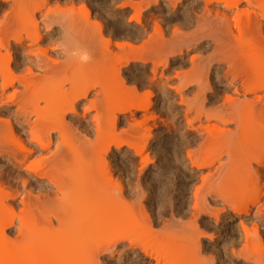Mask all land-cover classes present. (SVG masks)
<instances>
[{"label": "bare ground", "instance_id": "6f19581e", "mask_svg": "<svg viewBox=\"0 0 264 264\" xmlns=\"http://www.w3.org/2000/svg\"><path fill=\"white\" fill-rule=\"evenodd\" d=\"M163 1L166 4L168 3V6L175 11L186 0ZM49 2L51 1L0 0V106H3V108L14 106L12 113L9 109V114L13 117V121L0 120V158H5L8 165L13 166L12 168L14 169L23 167L17 174L20 178L19 185L21 186L19 191L16 189L17 191L6 192L1 188L2 186L0 187V264H101L99 256H112L115 253V248L125 237H128L127 234L123 235L121 231L124 229L123 232H125L129 223L130 228L132 227L131 225L136 226L138 224L139 226L144 222V224L142 223L144 225L143 229L149 235H158L157 232H161L159 229L162 224L158 225L159 229L157 230L156 228L157 232H154L152 222L149 219L141 215L138 217L133 215L134 213L129 212L131 209L130 203L135 205L134 198H138L134 197L136 191H133L134 194L131 196L133 198L131 199L132 202H129V197L125 194L128 191L124 192L122 190V188H125L118 184L119 181L117 183V180L113 181L115 180L113 179L114 173L111 174L108 169L109 167L112 169V167H108L110 163L105 158L110 153L112 155L118 153L123 147H127V150L128 148L131 149L135 156L137 154L141 156L140 152L145 145H135V141L125 140L121 135L118 137L119 135L117 136L115 131L108 135L110 130H104L103 127L106 125L100 126V123L108 121L106 124L109 123L108 125L114 130L115 128L117 129L115 126L123 118L128 123L130 122L129 125L127 124L128 128L130 126L134 131L138 126L141 127V124H147L148 120H155L153 111L149 112L151 108L150 99L153 96L152 90H146V94H143V96L142 93H138L137 89L139 88L136 89L134 87L136 84L134 86L132 84H130L131 86L127 85L129 83L128 80H130L129 77L127 78V70H129V64L132 62L139 63L141 65L140 70L149 62L151 63L149 67L151 75L148 74L150 77L148 75L145 76V73V75L142 74L147 77L145 79H149L147 84V86H150H148L149 88L157 86L164 96L169 92L168 90L177 94L178 99L176 100L178 102H176L181 109L177 108L179 111H177L176 115L184 119L186 129L193 131L191 135L185 133L184 138L190 141L200 140L196 145L191 144V146L195 145L193 150H187V162L190 165V169L193 167L197 171H201L202 168H207L208 170L205 176L200 177V185L195 188L192 194L193 202H190L192 204L190 207L191 215L189 214L191 216L189 220L191 221L187 219L185 222L181 221L182 219H178L176 222L175 219L174 223L179 226L177 228L179 232L175 230L176 224V226L171 227L175 228L174 230L179 233L178 237V233L176 234V232L174 233L171 230L168 231L169 235L168 232L166 234L165 232L162 233L163 236L164 234L165 236L167 235L166 238L170 237L171 234L173 238H178L173 240L176 243L175 245L170 242L171 238L169 240L164 239L167 240V246L172 243L176 247L175 250L170 248L167 251L170 252L167 256L169 255V258L173 257V259L177 256L178 259H187L192 264H198L197 258H202L206 250H208L202 240L208 239L212 241L215 238V234H219L221 238H224L223 229L218 232V229L216 230L215 228L218 232L215 234H208L199 229L202 227L198 226L199 219L205 221L202 218L203 216L212 215L215 223H228L233 227V221H237V229L233 230V227V231L230 232L233 233L231 235V238H233H226V242L224 241L225 243L219 247L218 253H221L220 255L228 259L231 255L233 258L242 260L243 264H264V237L259 235L257 231V228H260L258 225L264 227V223H262L264 220V0L190 1L188 6L187 4L186 7L184 6L185 8L181 15L175 18L180 21L179 27L175 28V25V29H171V37L169 36L168 39L163 37L161 28L158 26L157 20L154 21V18L152 20V24H154L152 27L154 30L152 31L154 33L152 32V35H150L151 33L149 34L146 31L148 37L146 36L147 39L143 37L144 41L142 40V42L140 40L143 39L142 36H145V34H140L137 26H140L141 29L145 21L143 18L147 17L145 16L146 13L143 14V12L152 6L158 5L160 0H108L106 1L109 2L108 6L112 4V7L120 2L115 9L110 6L112 10L111 14L109 13L120 21L127 15V8L132 11L127 20H124V22L127 21L126 24L122 23L123 25H120V23L118 28L121 33L124 31L131 41L137 42L140 39L137 44L141 45L136 46L137 44L135 45L133 42V44H130L131 42L123 41L124 39L128 40L127 38H123L122 43L115 41V48L121 52L120 57L123 60L119 61L114 70L110 66H106L108 65V60L110 61L114 57L117 58L113 53L114 51L108 49L109 46H106L111 43V39L108 40V37L105 36V34L109 36L110 31L106 30L107 33L105 32L104 34V26L98 23L95 37L94 33L88 32L89 19H91L90 7H86V4L82 3L83 5H80L79 9L74 7V4H71L70 8L68 6L66 8L63 4L65 6L64 9H60V6L49 7ZM105 5L107 4L105 3ZM108 6L106 7L107 9ZM99 12L101 13V11ZM130 22H133V25H131L133 29L128 27ZM39 24L43 27L44 37L52 33L55 27L58 26L60 28L64 42L62 45L55 42V47L51 45L50 48L51 50L52 47L53 50L61 49L58 51V53L61 52L63 54L61 61L56 60V58L53 60V58L49 57L46 47L44 49V47L37 45L43 39ZM191 27L193 30L189 29ZM118 28H116L117 31H119ZM130 29L133 33H129ZM180 29H189L191 31L187 30L189 32L183 33ZM111 31L113 32L114 30L112 29ZM117 31L114 32L117 33ZM103 34L106 37L104 45L102 44L103 39H105L102 36ZM125 34H123V37H127ZM52 36L50 34L49 39L50 37L52 39ZM97 36L102 39L100 42L96 40ZM120 36L114 37L122 39V34ZM49 39L48 44H51V41L53 44V40ZM89 43H91V46L96 45L93 47V49H96L93 50L94 53H91ZM97 43L105 46H100V50L102 49L100 56L103 55L100 60H104L105 63V58L110 57L107 58L108 60H106L105 64L101 61L104 64L103 68L107 67V69H103L105 71L99 70L101 74L99 71L97 72L101 75L98 74L101 78L97 79L95 69V72H87L85 69L76 71L74 68H72L75 70L74 72H69L72 70L71 68L67 70L69 69V67L67 68L68 63L73 59L84 61L85 59L90 60L95 55L96 57L99 56L97 55L99 54V49L97 48L99 44ZM192 46L194 50H200L201 56H191L189 61L187 60L189 68L184 70L183 68L186 65V60L183 59L184 54ZM13 51L16 53L15 58H12ZM157 54H162L163 60L161 59L162 57H156ZM88 56L89 58H87ZM154 56L161 60L154 58ZM100 60H98L99 63ZM62 63L64 64L63 66H66L64 68L67 69L63 68ZM173 64L177 65L175 68L177 71L173 72L172 77L170 75L164 77L160 72V76L158 74V77H156V72L160 71L159 67L161 69L169 67L170 69ZM96 66L101 67L102 65ZM96 69L98 68L96 67ZM173 69L171 70L173 71ZM61 70L68 71V75L66 73V76L62 78L64 72ZM107 70L112 72H106ZM59 71L62 72L61 75L59 74L60 76H58ZM102 72L106 74L102 76ZM93 73H95L96 78L92 76ZM172 81H175V86ZM9 89H11L10 93L8 92ZM188 90L189 93L187 94L186 91ZM142 92L144 91L142 90ZM82 100L85 102H83L82 106V103L80 104L81 107H79L80 110L78 111L75 106ZM140 110L145 111L142 122H139V119L136 120L133 116L135 112ZM146 112L149 113L147 114ZM2 114L4 113L1 112L0 115ZM88 114H91V116ZM9 116H7L8 119L10 118ZM68 116L69 118H67ZM132 116L138 123L134 121ZM75 117L78 118L76 119L77 121H72ZM85 117L86 120L88 118V120H91L90 123H93L97 134L102 135L104 133L103 135H105L101 136V138H98V135L95 138V132L92 135L93 137H91L92 139L90 138V140H93L92 143L99 144L97 146L100 147V149L97 147L100 150H98L100 156L96 161L93 159L95 158L93 150H89L92 145L87 135L91 133L89 131L91 129L83 126ZM154 125L155 123L151 126L154 127ZM151 126L147 127L146 125L144 132L148 134L150 128H152ZM132 129H130L131 132ZM120 130L122 131L123 129ZM113 133L118 138L115 135L112 136ZM53 134H56V136L54 135L55 139L52 137ZM139 135L137 138L141 137V139L139 138L140 141L143 140L140 132ZM149 135L150 133L145 138L148 139ZM190 136L192 137L190 138ZM97 139L100 140V143H97ZM180 139L183 141L182 138ZM111 141H114V143L118 141L117 144L112 145L113 150L110 149ZM141 143L146 144L142 141ZM52 146L53 148H51ZM87 152L89 153L88 155H91L87 156ZM34 154H37V157L29 160L28 158ZM223 158L225 159L222 160ZM145 161H143V164ZM101 169L104 176L99 181L100 176L97 171L101 172ZM14 171L16 172V169ZM18 176H15L17 180ZM34 180L45 182V186L37 190V196L32 197V190H28L30 187L26 188ZM89 181L91 183L88 184V188L82 190V185H87L85 183ZM180 183L182 184V181ZM124 186L128 187V185ZM85 187L83 186V188ZM135 187L134 185V190ZM131 188L133 189V187ZM183 191L180 190L179 192L184 194ZM20 195H23L19 200L20 205L22 204L27 209L20 210L19 212L23 213L16 215L17 213L13 212L14 210L8 202L18 198ZM143 195L139 192L140 197ZM143 198L141 197V199ZM138 199L135 203L140 202L141 199L139 201ZM210 202H219L221 204L219 207L214 208L215 206L212 207ZM142 203L138 204L140 205L139 209L142 208ZM138 205L136 204V206ZM79 208L80 210L84 208L82 214H79ZM77 209L78 211H76ZM142 210L144 212V208ZM142 210L140 209L139 211L142 212ZM251 211H253V215L249 218ZM128 213L130 216L137 217L131 216L134 220L136 219L135 221L142 217V221L139 220L141 223L139 221L136 224H134L135 222H129ZM180 222L185 223L180 224ZM35 224L46 226L48 230H43L44 232L42 233L38 231L39 233H37ZM167 224L168 221L165 225ZM11 227H14V229L16 227L18 231H16L14 237H17H13L14 239H9L8 237L10 236L5 234ZM171 227L167 225L166 228L169 230ZM214 227L213 225L212 231H214ZM138 229L139 227L136 228V230ZM186 232L187 234L184 235ZM132 234L136 233L133 232ZM140 234H143V231L141 233L140 230ZM64 235L66 237L69 236L67 237L68 239ZM136 235V238L140 237L142 239L140 249L136 242L141 240L137 239V241L135 239L136 242L134 244L132 239L133 242L131 240V243L132 235L129 236L131 238L128 237L129 242L127 240L126 242L131 244L132 248L134 245L137 246L136 249L141 253L150 254L151 250L148 246L146 247L148 245L146 244L147 242L143 241L147 240L148 237L145 235V237H141L139 233L138 236ZM157 235L155 238L157 237L158 241L162 240L161 242H163V236L160 238L161 234ZM57 236L67 240L64 239L65 242H62L63 239L61 238V241L60 237ZM155 238L152 239L154 240ZM238 240H242L240 245ZM143 242L146 244L144 249H149V251L142 249ZM18 243L21 245L16 246ZM164 243L165 241L161 244L164 245ZM213 247L211 250L216 248V246L215 248ZM166 248L164 247L165 251ZM47 250L53 252H48ZM159 250L161 251L162 249ZM218 250L216 249V251ZM171 252L175 256L170 255L172 254ZM211 252L208 254H212ZM216 254L215 256H217ZM212 255L210 256L212 257ZM46 256L50 260L49 262L46 261L48 260L47 258L44 259ZM160 257L163 259L164 256ZM160 257L157 256L159 260L155 257L157 260L154 259V264L156 261L157 264H165L166 262L169 264L170 262L166 260L170 261L172 259L164 258L166 260H162ZM214 257L211 258V263L208 264H216L218 257H215L216 259ZM200 260L202 262L199 264L205 263L203 258ZM228 261H231V258Z\"/></svg>", "mask_w": 264, "mask_h": 264}, {"label": "rangeland", "instance_id": "374dc122", "mask_svg": "<svg viewBox=\"0 0 264 264\" xmlns=\"http://www.w3.org/2000/svg\"><path fill=\"white\" fill-rule=\"evenodd\" d=\"M49 1H51V2H49V7L51 6V7H53V6H55V7H59L60 9H64V7L66 6V8H67V6L69 7L71 4H74L73 6L74 7H77L78 9L84 4H86L85 6L87 7V6H89L90 7V13H91V16H90V18L91 19H89V28H88V32H90V33H94V37H95V31H96V27H97V24L99 23V24H102L103 26H104V29H105V31L103 32L104 34H105V32L107 33V31L106 30H109L110 31V34H109V36L107 35V34H105V36L106 37H108L107 39L109 40V39H111L110 40V42L111 43H108L109 45H106L107 47H108V49H111L112 51H114L113 53L116 55V57L117 58H113L112 60H108L107 58L109 57H106L105 59L106 60H108V62L105 60V63L107 62L108 63V65H106V66H110L111 67V69L112 70H114L116 67H117V65H118V63H119V61H121V60H123L122 59V57H120V55H121V52L117 49V48H115L116 46H115V44H114V42L116 41H118L119 43H122L123 41H125V42H131L130 44H137V42H139V40L136 42V41H131L130 39H128V35L127 34H125V32L123 31L122 33L120 32V30H119V28H118V26H119V24L120 25H123L122 23H124V24H126V22H124V20L126 19L127 20V17L128 16H130L131 15V13L130 12H132V11H130V9L129 8H127L126 10H127V15H125L124 16V18H123V20L122 21H120L118 18H114L113 16H111L110 14H111V5L112 4H110V6H108L109 4V2H106V1H108V0H67V1H69V2H67L66 0H49ZM84 1V2H83ZM88 1H89V3H88ZM187 1V2H186ZM186 1H184V3L180 6V7H178L175 11H173L169 6H168V3L166 4V2L165 1H163V0H160V2H159V6L158 5H156V6H152L150 9H148L147 11H145V12H143V14H145V16H147V17H144V15H143V20H145V21H148V22H143V25L141 26V29L142 30H144V31H142L141 29H140V26L138 27L137 26V29L140 31V34H145V36L143 35L142 36V38L143 37H145V39H147L146 38V36L148 37V34H147V32H149V34L150 35H152V32L154 33V31H152V30H154V28L152 29V27H153V25L154 24H152L153 22H152V20L154 19V21H156L157 22V24H158V26H160V30L162 31V33H163V37H165V38H167L168 39V37L170 36L171 37V32H172V30L171 29H175V28H177V27H179V22L180 21H177V19H175L177 16H179V15H181V13L183 12V9L186 7V4H187V6L190 4V1L191 2H194L193 0H186ZM189 1V2H188ZM64 2V3H63ZM66 2V3H65ZM73 2V3H72ZM107 4V5H105V3ZM83 3V4H82ZM103 3H104V6H103ZM120 3V2H119ZM119 3L117 4V5H119ZM162 5H161V4ZM189 3V4H188ZM65 6H64V5ZM81 5V6H80ZM117 5H115V6H113L112 8H116V6ZM72 6V5H71ZM101 6V7H100ZM108 6V9L106 8ZM185 6V7H184ZM48 7V8H49ZM88 7V8H89ZM103 7V8H102ZM105 7V8H104ZM70 8V7H69ZM102 8V9H101ZM52 9H54V8H52ZM100 9V10H99ZM107 9V10H106ZM99 11H101V13L99 12ZM104 11V12H103ZM103 13V14H102ZM107 13V14H106ZM110 13V14H109ZM113 14V13H112ZM80 15H81V13H80ZM103 17H101V16ZM110 15V16H109ZM149 15V16H148ZM153 15V16H152ZM111 17V18H110ZM153 17V18H152ZM102 18V19H101ZM166 18V19H165ZM171 18V19H170ZM104 19V20H103ZM147 19V20H146ZM159 19V20H158ZM163 19H165V20H163ZM169 21H168V20ZM173 19H174V21H173ZM120 22H119V21ZM172 20V21H171ZM104 21V22H103ZM166 22H168V23H166ZM114 23H116V24H114ZM105 24H106V26H105ZM173 24V25H172ZM40 26V29H41V35H42V37H43V39L41 40V43H39L38 42V44L37 45H39V46H42V47H44V49H46L47 48V53L49 54V57L50 58H53V60L56 58V60L58 59V61L60 60V59H63L62 58V56H63V54L61 53V52H59L58 53V51H60L59 49H57V50H53V47H55L54 46V44L56 45V43H60L61 45H62V43L64 42V39H63V34H62V32L60 31V28L57 26V27H55L54 28V30H53V32L52 33H50L51 34V36H52V34H54L53 36H52V39H51V37H50V39H49V36H50V34L49 35H47V36H45L44 37V30H43V27H42V25L41 24H39ZM130 26H128L129 28H131V29H133V26H131V25H133V22H130V24H129ZM145 25V26H144ZM147 25V26H146ZM176 25V27L174 28V26ZM117 26V27H116ZM118 28V30L119 31H117L116 30V28ZM192 27H194V26H192ZM189 28V29H191V30H193V28ZM111 28V29H110ZM145 28H147V29H145ZM114 30V31H117V33H115L114 31L112 32L111 30ZM131 29H130V31H129V33L130 32H132L131 31ZM189 29H187V30H189ZM180 30H182V32L183 33H186V32H189V31H191V30H189V31H187L186 29H180ZM56 31V32H55ZM147 31V32H146ZM58 32V33H57ZM112 32V33H111ZM120 32V33H119ZM109 33V32H108ZM115 33V34H114ZM126 33H127V31H126ZM133 33V32H132ZM61 34H62V36H61ZM104 34L102 35L103 36V38H105V39H103V45L105 44V41H106V37L104 36ZM112 34H114V35H112ZM117 34V35H116ZM118 34H122V39H119V37H114V36H120V35H118ZM123 34H125V36H127V37H123L124 35ZM58 35V36H57ZM112 35V36H111ZM153 36H154V34H153ZM155 36H156V34H155ZM48 37V38H47ZM121 37V36H120ZM54 38V39H53ZM55 38H57V39H55ZM93 38V37H92ZM97 39L96 40H99V42H100V40H102V39H99L98 38V36L96 37ZM123 38H127L128 40H126V39H124L123 40ZM48 39L49 40H53V44H52V41H51V44L49 43L48 44ZM95 39V38H94ZM94 39H92V40H94ZM116 39H118V40H116ZM55 40H57V41H55ZM91 40V41H92ZM123 40V41H122ZM142 40L144 41V38L143 39H141L140 41L142 42ZM209 40V39H208ZM121 41V42H120ZM56 42V43H55ZM94 43H95V41H93ZM133 42V43H132ZM140 42V43H141ZM92 43V42H91ZM91 43H89V47H91V53H94L93 52V50H96L95 48L93 49V47H95L94 45H92L91 46ZM93 43V44H94ZM97 44H99V43H97ZM143 44V43H142ZM51 45H53V47H52V50H51ZM103 45H100L99 44V47H97L98 49H99V54H97V55H99V56H97L96 57V55L94 56V57H91V59L89 60H79V61H76V60H72V61H70L68 64L69 65H67V68L69 67V69H67V68H64V67H66V66H63L64 64L62 63L61 65L63 66V68L64 69H67V70H70V68L72 69V68H74V69H76V71L79 69H81V70H83V69H85V70H87V72H95V70H96V72L95 73H97L99 70L100 71H105V70H103V69H107V67L105 66V68H103V65L105 64L104 63V60L102 61V60H100L101 59V57H103V55H101L100 56V54L102 53H100V51H102V49L100 50V46H102V47H105V46H103ZM114 45V46H113ZM86 46V45H85ZM136 46H141L140 44H137ZM135 46V47H136ZM204 46H207V45H204ZM46 47V48H45ZM101 47V48H102ZM113 48V49H112ZM116 51H115V50ZM53 51V52H52ZM54 51H56V52H54ZM98 51V50H97ZM116 52V53H115ZM15 52L13 51L12 52V58H15L16 57V53L14 54ZM57 54V55H56ZM62 54V55H61ZM95 54H96V52H95ZM114 55V56H115ZM159 55V56H158ZM185 56H184V60H186V65H185V68H183L184 70H186V69H188L189 67V63H188V61H189V58L191 57V56H195V55H197V56H201V52H200V50H194L193 49V46L192 47H189L186 51H185V54H184ZM59 56H60V58H59ZM92 56V55H91ZM156 56V55H155ZM154 56V58H156V57H162V54H157V56L155 57ZM96 57V58H95ZM87 58H89V56L87 57ZM94 58V59H93ZM99 58V59H98ZM110 58V57H109ZM112 58V57H111ZM103 59V58H102ZM118 59V60H117ZM156 59H158V60H163V57L160 59V58H156ZM95 60V61H94ZM98 60H100V63L98 62ZM114 60H115V62H116V64H115V62H114ZM188 60V61H187ZM61 61V60H60ZM89 61V62H88ZM104 63V64H102V62ZM112 61V62H111ZM78 62V63H77ZM84 62V63H83ZM113 62H114V65H115V67H114V65H113ZM61 63V62H60ZM80 63V64H79ZM96 63H99V64H96ZM72 64H75V65H73L72 66ZM110 64V65H109ZM112 64V65H111ZM132 64V65H131ZM79 65V66H78ZM96 65H102L101 67L100 66H96ZM130 66H131V68H130V66H129V70H127V72H128V75H127V78L129 77L130 78V80H128L129 81V83L127 84V85H129V86H131L130 84H132V86H134V84H136L134 87L137 89V88H139V89H137V91H138V93L139 94H141L142 93V95L144 94H146L145 92H146V90L147 91H150V90H152L151 92H153V96L151 97V99H150V101H151V108L149 109V112L150 111H153V115H154V118H155V120H153V121H150V120H148L146 123L147 124H141V127H139L138 126V128H136V130H134L133 131V129L132 128H130V126H129V128H128V125H129V123H128V121H126V120H124L123 118L121 119V121L115 126V127H117V129L115 128L114 130H112V128L110 127V125H108L109 123H107L106 124V122H108V121H106V122H103V123H105V124H103V123H100V126H104V125H106V126H104L103 127V129L105 130V129H107V130H110L109 131V133H108V135L110 134V133H112V132H114L115 131V134H117V136L118 137H120V135L123 137V139H125V140H128V141H130V142H133V141H135V145H139V146H144V148H143V150L140 152V155L141 156H139V154H137L136 156L134 155V152H132V150L131 149H129L128 148V150H127V147L125 148V147H123V149H121V150H119V152L118 153H114L113 155L110 153L109 155H107L105 158H106V161L108 162V163H110L109 165H108V167L109 166H111L112 167V169H110V167L108 168L110 171H111V174H113L114 173V175H113V179H115V180H113L114 182L116 181V183L118 182V184H120V185H122L121 187H124L125 189H123L122 188V190L124 191V192H131V193H128V194H130V195H128L127 193H125L129 198H128V200H129V202L131 201V199H133V198H131V196H133V194H134V192H135V194H134V197L136 196V197H140L139 196V192H140V194L141 195H143V196H146V197H144L143 198V196H141L143 199H141V197L139 198V199H141L140 200V202L142 203L141 204V207L142 208H144V212H143V210H142V208H140L141 210H142V212H140L139 210V208L138 207H140V205H138V204H140V202L138 203H135V201L138 199V198H134V204L135 205H133V204H131L130 203V206H131V209H130V211L129 212H131V213H134L133 215H136V216H142V217H146V219H149L151 222H152V225H153V231L154 232H157L156 231V228H157V230L159 229V227H158V225H160V224H162L161 226H160V229L159 230H161V232L160 231H158L157 233H158V235L157 236H159L160 234V238H161V236H163V234L162 233H164L165 232V234L168 232V231H174V233L176 232L175 230H178L177 228L179 227L176 223H174L175 222V219H176V222H177V220L179 219H182L181 221H187V219L189 220V218L191 217L190 215V207L192 206V202H193V200H192V194H193V192H194V190H195V188H197L199 185H200V177L201 176H205L206 174H207V172L206 171H208L207 170V168H202L201 169V171H197V170H195L193 167L190 169V165H189V163L187 162V159H186V152H187V150L189 149V150H193L194 149V147H195V145L197 144V143H199V139H196V140H189V139H186V138H184V134L186 133L187 135H191V134H193L192 132L193 131H191V130H188V129H186V125H185V122H184V119H182V117L181 116H178V115H176V113H177V111H179L180 109H181V107H179L178 106V101L176 100V99H178V96H177V94H175V93H173V91H171V90H168L169 92L166 94V96H164V94H162L161 92H160V90L158 89V87L157 86H154L153 88L151 87V88H149L148 86H147V84L149 83L148 81H149V79L147 80V79H145V78H147V77H145V76H147L148 74L149 75H151L150 74V72H149V70H150V66H151V63L149 62L146 66H144L143 68H145V69H141L140 70V67H141V65L139 64V63H135V62H132V63H130L129 64ZM137 65H139L138 67H137ZM133 66V67H132ZM134 66H135V68H134ZM176 66L177 65H175V64H173V65H171V67H170V69H169V67L168 68H158V69H160V71H157L156 72V77H158L157 75L159 74V72L160 73H162L163 75H164V77H166V75L168 76V75H173V72L174 71H177L175 68H176ZM187 66V67H186ZM84 67V68H83ZM96 67L98 68V69H96ZM102 68V69H100V68ZM62 68V69H63ZM93 68V69H92ZM174 68V69H173ZM63 69V70H64ZM95 69V70H94ZM108 69L109 70H111L109 67H108ZM134 69V70H133ZM171 71L170 73H169V70ZM171 69H173V71L171 70ZM178 69V68H177ZM63 70H61L62 72H64V75L62 74V78H63V76H66L65 74L68 72H66V71H63ZM84 70V71H85ZM136 70V71H135ZM145 70H146V72H145ZM168 72H167V71ZM75 70H71V71H69V72H74ZM100 71H99V73H100ZM62 72H58V76H60L61 75V73ZM106 72H109L108 70L106 71ZM110 72H112V71H110ZM109 72V73H110ZM164 72V73H163ZM85 73H86V71H85ZM95 73H93L92 74V76L93 77H95L96 75H95ZM99 73H97V79H99V78H101L100 76V74ZM146 75H145V74ZM60 74V75H59ZM98 74L100 75V76H98ZM102 76H104L106 73H104V72H102ZM145 75V76H143V75ZM67 75H68V73H67ZM89 75V74H88ZM133 75H135V76H133ZM148 75V77H150ZM124 76V75H123ZM131 76H132V78H131ZM138 76V77H137ZM142 76V77H141ZM159 76H160V74H159ZM172 77V76H171ZM56 78H58L57 76H56ZM61 78V79H62ZM96 78V77H95ZM137 78V79H136ZM160 78V77H159ZM140 79H141V81H140ZM143 79V80H142ZM161 80H162V78H160ZM132 80H134L133 82H132ZM135 80H137V81H139V82H137V81H135ZM50 81V80H49ZM59 81V80H58ZM144 81H145V83H144ZM135 82V83H134ZM138 84H137V83ZM48 83H50V82H48ZM141 83V84H140ZM44 84H45V82H44ZM142 85V86H140V85ZM162 84V83H161ZM172 84H174V86H175V81H172ZM48 85V84H47ZM171 85V84H170ZM42 86H44V85H42ZM137 86H139V87H137ZM145 86H147V87H145ZM48 87V86H47ZM141 87H143V88H141ZM156 87H157V89H156ZM43 88H45V87H43ZM45 89H49V88H45ZM150 89V90H149ZM142 90L144 91V92H142ZM157 90V91H156ZM159 91V92H158ZM8 92L10 93L11 92V89H9L8 90ZM157 92V93H156ZM170 92H172V93H170ZM186 93L188 94L189 93V90L188 91H186ZM186 93H183V94H186ZM90 95H92V94H90ZM143 95V96H144ZM168 95V96H167ZM170 95V96H169ZM174 97H173V96ZM176 95V96H175ZM141 96V95H140ZM88 98H89V96H88ZM146 98V97H145ZM165 98V99H164ZM139 100H141V99H139ZM144 100V99H143ZM177 101V102H176ZM83 102H85L84 100H82L80 103H78V104H76V109H78V111L80 110V108L79 107H81L84 103ZM82 103V104H81ZM80 104H81V106H80ZM176 104V105H175ZM177 106V107H176ZM174 107V108H173ZM14 108V106H11L10 108L9 107H5V108H3V106L1 107L0 106V113L2 112V113H4V114H2V115H0V120H2V121H6V120H12L13 121V117L9 114L10 112L12 113V110H14L13 109ZM179 110H178V109ZM7 109V110H6ZM9 109H10V112H9ZM6 110V111H5ZM10 115H8L7 113ZM144 112L145 111H143V110H140V111H137V112H135L134 113V118L136 119V120H138L139 119V122L141 121H143V119H144ZM148 112V113H149ZM7 115H6V114ZM147 113V112H146ZM147 113V114H148ZM158 113V114H157ZM143 116H142V115ZM146 114V115H147ZM89 115V114H88ZM7 116H9L10 118L8 119V117ZM89 116H91V114L89 115ZM133 116H132V118H133ZM156 116V117H155ZM3 117V118H2ZM11 117H12V119H11ZM87 117V116H86ZM86 117L84 118L85 119V122H83L84 124H83V126L84 127H87V128H89V129H94L95 130V128L93 127V123H90L91 122V120H86ZM160 117V118H159ZM67 118H69V116L67 117ZM66 118V119H67ZM133 118V119H134ZM173 118V119H172ZM76 119H78L77 117H75L74 118V120H72V121H77ZM134 119V121L135 122H137L138 123V121H136ZM69 120V119H68ZM11 121V122H12ZM84 121V120H83ZM102 121H104V120H102ZM126 123H125V122ZM157 121V122H156ZM155 123V125H154V127L153 126H151L152 124H154ZM13 123V122H12ZM152 123V124H151ZM91 124V125H90ZM128 124V125H127ZM14 125H15V123H14ZM17 125V124H16ZM108 125V126H107ZM146 125H147V127L149 126H151L152 128H150V135H149V137H148V139L147 138H145L146 137V135H148L147 134V132L145 133L144 132V130H145V127H146ZM195 125V124H194ZM93 127V128H92ZM106 127V128H105ZM18 128H20V127H18ZM24 128H25V126H24ZM100 128H102V127H100ZM99 128V129H100ZM109 128H111V129H109ZM120 129H123L122 131L120 130ZM130 129H132V132H131V130ZM143 129V130H142ZM89 130L91 133L89 134L88 133V135H87V138H89V140H90V138L91 137H93L92 135H94V133L96 132V130L94 131V130ZM112 130V131H111ZM103 131V130H102ZM119 131V132H118ZM130 131V132H129ZM101 132V131H100ZM133 132H135V133H133ZM139 132H140V134L142 135V139L144 140H141L142 142H145L146 144H143V143H141V141H140V139H141V137H138L137 138V136L139 135ZM103 133V132H102ZM131 133H133L132 135H131ZM152 133V134H151ZM190 133V134H189ZM96 135L94 136L95 138H97V136H98V138L100 137L101 138V136L103 137V136H105V135H100V134H97V132L95 133ZM114 133H113V135L112 136H114L115 135ZM145 134V135H144ZM25 135V134H24ZM56 136V134H53L52 135V137L55 139V136ZM136 136V139L134 140V138H135V136ZM27 136V135H26ZM26 136H23V137H26ZM78 136V135H77ZM106 136H107V134H106ZM116 135H115V137H117ZM140 136V135H139ZM79 137V136H78ZM117 137V138H118ZM121 137V138H122ZM151 137V138H150ZM192 136H190V138H191ZM52 138V139H53ZM75 138V137H74ZM140 138V139H139ZM180 138H182L183 139V141L180 139ZM53 139V140H54ZM92 139V138H91ZM132 139V140H131ZM96 140V139H95ZM119 140H121V139H119ZM118 140V141H119ZM92 141L93 140H90V144L92 145L91 146V149H89L90 151H92L93 152V154H94V157L95 158H93V159H95L94 161H96V159H98V157L100 156V147H98L97 145H99V144H94V143H92ZM100 140H98L97 139V143H100L99 142ZM118 141H116L117 143H118ZM112 143H111V147H110V149L111 150H113L112 148H113V146L112 145H115V144H117V143H114V141H111ZM191 144H195V145H192L191 146ZM190 145V146H189ZM194 146V147H193ZM97 147L99 148V149H97ZM193 147V148H192ZM51 148H53V146L51 147ZM125 148V149H124ZM99 150V151H98ZM123 150V151H122ZM130 150V151H129ZM188 150V151H189ZM89 152V151H88ZM87 152V156H90V155H88L89 153ZM91 152V153H92ZM43 153H45V152H43ZM43 153H42V155H43ZM133 153V154H132ZM93 154H92V156H93ZM132 154V155H131ZM115 155V156H114ZM133 155H134V157H133ZM148 155V156H147ZM112 156V157H111ZM35 157H37V154L35 155H33V156H31V157H29L28 159L30 160V159H33V158H35ZM111 157V158H110ZM114 157V158H113ZM148 157V158H147ZM3 158V157H2ZM0 158V187L4 190V191H6V192H12L13 190H16V189H18V191H19V189L21 188V186L19 185L20 184V178H19V176L17 175L18 174V171H21L22 170V168L20 167V169L19 168H15L16 169V172L14 171L15 169L14 168H12L11 166H9L8 165V163H7V160L5 159V158ZM111 159H112V161H111ZM146 159H148V160H146ZM225 158H223L222 160H224ZM28 160V161H29ZM146 160V161H145ZM150 160V161H149ZM112 163H111V162ZM143 161H145V163L143 164ZM146 162H148V163H146ZM97 164V163H96ZM128 164V166H126ZM146 164V165H145ZM99 165V164H98ZM101 165H102V162H101ZM189 165V166H188ZM1 167H2V169H1ZM9 167V168H8ZM99 167H101V166H99ZM98 167V168H99ZM127 167V168H126ZM8 168V169H7ZM185 168V169H184ZM6 169V170H5ZM10 169V170H9ZM12 169V170H11ZM103 169V168H102ZM101 169V170H102ZM8 170V171H7ZM100 170V169H99ZM97 171L98 172V175L100 176V179H99V181H101V179L103 178V170L100 172V171ZM113 170V171H112ZM6 171V172H5ZM10 171V173L8 174V172ZM12 171V172H11ZM138 171V172H137ZM2 173V174H1ZM16 173V174H15ZM137 173V174H136ZM7 174V175H6ZM95 174V173H94ZM93 174V175H94ZM97 174V173H96ZM202 174V175H201ZM204 174V175H203ZM15 176H18V180H17V177H15ZM95 176H97V175H95ZM137 176V177H136ZM14 177V178H13ZM94 177V176H93ZM98 177V176H97ZM180 177V178H179ZM95 178V177H94ZM16 179V180H15ZM28 180H29V178H27ZM97 180H98V178H96ZM95 179V180H96ZM3 180V181H2ZM95 180H91V181H95ZM182 181V184H183V186H181L182 184L180 183V182ZM19 182V183H18ZM89 183H91L90 181L89 182H86L85 184H87V185H82V190H84V189H86V188H88V184ZM95 183H99V182H97V181H95ZM122 183V184H121ZM136 183H138L137 185H136ZM37 184V185H36ZM83 184V183H82ZM128 185V187L127 186H124V185ZM35 185V186H34ZM134 185L136 186L135 187V190H134ZM140 185V186H139ZM32 186V187H31ZM44 186H45V182H39V181H32V184L30 183L29 184V186H27V188L26 189H28V187H30V189H28L29 191H31L32 190V194H31V196L32 197H35V196H37V190L38 189H41L42 187L44 188ZM83 186L85 187V188H83ZM38 187V188H37ZM40 187V188H39ZM127 187V188H126ZM131 187H133V189L131 188ZM151 187V188H150ZM180 187V188H179ZM182 187V188H181ZM36 188V189H35ZM151 190H150V189ZM35 189V190H34ZM127 189V190H126ZM130 189H132V190H130ZM126 190V191H125ZM183 191L184 192V194H182V193H180L179 191ZM17 191V190H16ZM134 191V192H133ZM137 191H138V194H137ZM141 191H145V193H143V192H141ZM153 191V192H152ZM133 192V193H132ZM150 192H151V194H150ZM153 193V194H152ZM149 195V196H148ZM156 195V196H155ZM23 195H20L18 198H15L14 200H12V201H9L8 202V204L10 205V206H12V208H13V212L16 214V215H18L19 213V215H21L22 213L21 212H19L20 210H22L23 211V209H25V207L21 204L20 205V202H19V200L21 199V197H22ZM148 196V197H147ZM153 196V197H152ZM156 198H155V197ZM162 197V198H161ZM100 199H101V197H99ZM98 198V199H99ZM139 199H138V201H139ZM147 199V200H146ZM97 200V199H96ZM146 200V201H145ZM152 200V201H151ZM171 200V201H170ZM148 201V202H147ZM183 201V202H182ZM192 201V202H191ZM132 202V201H131ZM151 202V203H150ZM191 202V203H190ZM18 203V204H17ZM211 203V202H210ZM136 204L138 205V206H136ZM221 203H219V202H212L211 203V205H212V207L213 206H215L214 208H217V207H219V205H220ZM24 207V208H23ZM27 209V208H26ZM25 209V210H26ZM79 210H80V208H79ZM83 210H84V208H81V210H80V213L79 212H77V213H79V214H82L83 213ZM76 211H78V209L76 210ZM134 211V212H133ZM180 211V212H179ZM26 212V211H25ZM183 212V213H182ZM130 213V214H131ZM181 213V214H180ZM186 213V214H185ZM172 214H173V216H172ZM180 214V215H179ZM190 214V215H189ZM251 214V215H250ZM250 214H249V218H251L252 217V215H253V211H251L250 212ZM128 215H129V213H128ZM133 215H131V216H133ZM181 215H183L181 218H180V216ZM130 216V215H129ZM128 216V220H130L129 222H135L134 224H136V222L138 223V221L140 220V221H142L141 219H142V217H141V219L140 218H138V221H135L134 219H133V217H129ZM206 216V217H205ZM205 216H203L202 218H204V220L205 221H201V219H199L198 221H199V224H198V226L200 225V227L202 228H199L201 231H205V233H210V234H215V233H218V232H220V231H222L221 229H223V232H224V238H221V236H219V234H215L214 235V237L215 238H213L212 239V241H210V240H208V239H203L202 240V243H204L206 246H207V248H208V250H210L209 252H208V250H206V253L204 254V256L202 257L203 258V261H205V263H202V264H208V263H211V258H213L214 256H215V254L216 253H218L219 252V250H220V248L219 247H221V245L222 244H224L226 241L225 240H227L226 238H228V239H232L231 238V235L233 234V233H230L231 231H233L234 229H237V221H233V227L230 225V224H228V223H224L225 224V226H224V224L221 222V224H220V222L219 223H215L214 222V218H213V216L211 215V216H209V218H208V216L207 215H205ZM175 217V218H174ZM184 217V218H183ZM130 218V219H129ZM134 218H137V217H134ZM165 218V219H164ZM208 218V219H207ZM145 219V220H146ZM174 219V220H173ZM191 219V218H190ZM132 220V221H131ZM134 220V221H133ZM159 220V221H158ZM139 221V223H141ZM155 221V222H154ZM164 221V222H163ZM167 221H168V227H173L175 224L177 225H175L176 226V229L174 230L172 227V229L171 228H169V230L166 228L167 227V225H165L166 223H167ZM189 221H191V220H189ZM188 221V222H189ZM221 221V220H220ZM128 222V223H129ZM159 222V223H158ZM162 222V223H161ZM179 222V221H178ZM185 222H180V224L181 223H185ZM204 222V223H203ZM207 222V223H206ZM131 223V224H132ZM143 224H144V222H142ZM140 224L139 226H138V224H136V226L135 225H131L132 227H130L129 228V224H128V226H127V228L128 229H125V232H123L124 231V229L121 231V233L123 234V235H128V237L129 236H131L132 235V238L131 237H129V238H131L130 239V242H131V240L133 239L134 240V242H133V240H132V242L135 244V242H136V240L138 239V240H141V241H138L139 243L140 242H142V239L140 238V237H138V238H136L135 237V235L136 236H138V233H139V236H141V237H143L144 235L146 236V237H148V239L146 240L145 238H143V239H145V240H143L146 244H148V245H146L144 242L142 243V249H144V246L146 245V247L148 246L149 247V249L151 250L150 252H148V253H150V254H152V255H150V254H148V255H150V256H148L147 255V253H144L143 252V250H142V252L143 253H141L138 249H136L137 248V246L139 245V249L141 248V243L139 244L138 242H136V245L137 246H133V248H132V246H131V244H129V243H127L126 242V240L129 242V239H128V237H125L124 238V240L115 248V253H113L112 254V256H99V261L100 262H102L101 264H154V259H156L157 258V256H164L163 257V259L162 260H166L167 258H169V255L167 256V254H169L170 252H167L170 248H172V250H175L176 249V247H174V245L176 244V243H174L173 242V240H177L178 238V236H179V230H178V232H176V234L178 233V235H177V237L176 238H173L172 237V234L170 235V237H167L166 238V236H165V234H164V236H163V242L165 241V243H164V245H162L161 243H163V242H161V241H158V239H156L155 238V236L156 235H154V234H152V235H149L148 233H146L145 231H144V225L143 224ZM145 223H146V221H145ZM190 223V222H189ZM205 224V225H203V224ZM262 223H264V220L262 221ZM156 224V225H155ZM187 224V223H186ZM185 224V225H186ZM202 224V225H201ZM223 224V225H222ZM36 225V227L37 228H35L36 229V232L37 233H39V232H44L45 230L47 231L48 230V228H46V226H44L43 227V225H38V224H35ZM170 225V226H169ZM184 225V226H185ZM190 225V224H189ZM209 225V227H207ZM213 225L215 226L214 227V231H212L211 229H212V227H213ZM134 226V227H133ZM166 226V227H165ZM181 226V225H180ZM219 226V227H218ZM222 226V227H221ZM48 227V226H47ZM139 227V229L141 230V233H142V231H143V234H140V230L138 229V230H136V228H138ZM165 227V229H163ZM185 227H187V226H185ZM206 227V228H205ZM258 227H260V228H257V231L259 232V235H261V236H263L264 237V227L263 226H261V225H258ZM134 228V229H133ZM187 228H189V227H187ZM186 228V229H187ZM215 228H216V230L218 231H216L215 230ZM232 228H233V230H232ZM15 229H16V227H15ZM14 229V227H11V228H9L6 232H5V234H8V236H10V237H8L9 239H14V238H16V237H14V235H16V231H17V229L15 230ZM32 229V228H31ZM132 230V232H131V230ZM181 229H182V227H181ZM180 229V231H182ZM184 229V228H183ZM44 230V231H43ZM127 230V231H126ZM136 230V231H135ZM185 230V229H184ZM225 230V231H224ZM26 231V230H25ZM35 231V230H34ZM39 231V232H38ZM138 231V232H137ZM163 231V232H162ZM188 231H190V229H188ZM187 231V232H188ZM207 231V232H206ZM212 231V232H211ZM18 232V231H17ZM35 232V233H36ZM128 232H130L129 234H128ZM133 232H135L136 234H132ZM184 232V231H183ZM187 232L186 233H184V235L185 234H187ZM229 232V233H228ZM26 233V232H25ZM24 233V234H25ZM36 233V234H37ZM145 233V234H144ZM160 233V234H159ZM189 233V232H188ZM32 234H33V232H32ZM147 234V235H146ZM170 233L168 232V235H169ZM175 234V235H176ZM181 234H183V233H181ZM180 234V236H182ZM226 234V235H225ZM18 235V234H17ZM35 235V234H34ZM61 236H62V234H61ZM144 236V237H145ZM149 236H151L150 238H149ZM218 236V237H217ZM14 237V238H13ZM57 237H60V236H57ZM56 237V238H57ZM63 237V236H62ZM62 237H60V239L62 238ZM64 237L65 238H67V237H69V236H67L66 237V235H64ZM135 237V238H134ZM220 237V238H219ZM65 238H62L63 239V241H62V239H61V241L62 242H65V240H67V239H65ZM152 238H155L154 240L152 239ZM159 238V237H158ZM160 238H159V240H160ZM169 238H171V240H170V242H173L174 243V245L171 243L170 244V242H169V244L170 245H168L167 246V240H164V239H168L169 240ZM173 238V239H172ZM59 239V240H60ZM65 239V240H64ZM136 239V240H135ZM220 239V240H219ZM124 241H125V243H124ZM154 241V242H153ZM225 241V242H224ZM240 241H242V240H238V244L240 245ZM60 242V241H59ZM131 242V243H132ZM159 242H161V243H159ZM177 242V241H176ZM207 242V243H206ZM215 243V244H212V243ZM223 242V243H222ZM208 243H209V246H208ZM211 243V244H210ZM242 243V242H241ZM144 244V245H143ZM163 246H161V245ZM237 244V245H238ZM19 245H21V244H19L18 243V245L16 244V246H19ZM60 245H62V243H60ZM159 245V246H158ZM166 245V246H165ZM238 245V246H239ZM214 246V247H213ZM215 246H216V248H215ZM55 247V248H54ZM54 249L56 250V246L54 245ZM160 247V248H159ZM164 247L166 248V251H165V249H164ZM169 247V248H168ZM212 247L213 248H215V249H213V250H211L212 249ZM240 247V246H239ZM238 247V248H239ZM50 248V247H49ZM54 249H51V250H54ZM119 249V250H118ZM149 249H147L148 251H149ZM159 249H162L161 251L159 250ZM216 249L218 250V251H216ZM44 250V249H43ZM46 250V249H45ZM51 250H47L48 252H53V251H51ZM123 250V251H122ZM145 250V249H144ZM147 250H145V251H147ZM163 250H164V253H163ZM119 251H121V253H119ZM125 251V252H124ZM171 251V250H170ZM211 251H213V252H211ZM215 251H216V253H215ZM159 252V253H158ZM212 253V254H208V253ZM264 252V251H263ZM44 253H46V252H44ZM123 253H126V254H123ZM142 255H141V254ZM172 253V252H171ZM173 253H175L174 251H173ZM170 254V255H173V256H175L174 254ZM215 253V254H214ZM122 254V255H121ZM146 256H145V255ZM160 254V255H159ZM163 254V255H162ZM206 254L208 255L207 257H206ZM219 254V253H218ZM218 254H216L217 256H215L216 258H217V262H219L218 264H241V262H242V260H240V259H237V258H233V256L231 257V255L229 256L230 258H231V261H228V260H230V258L228 259V258H225L224 256H222V255H218ZM47 255V254H46ZM48 255H49V253H48ZM47 255V256H48ZM157 255V256H156ZM210 255H212V257L210 256ZM47 256L44 258V259H46L47 258ZM145 256V257H144ZM150 257V258H148V257ZM151 256H154V257H152L151 258ZM50 257V256H49ZM119 257V258H118ZM156 257V258H155ZM214 257V259H216ZM224 257V258H223ZM164 258H166V259H164ZM170 258H172V259H170ZM169 259H170V261L167 259L166 261H168V262H170L171 264L173 263V264H175L176 262H177V260H179L178 262H177V264H192L190 261H188L187 259H185V260H181V259H178L177 258V256H175V258L173 259V257H170ZM177 258V260L174 262V260ZM202 258H197L198 259V261H199V263L200 262H202L200 259H202ZM48 259V258H47ZM118 259V260H117ZM158 259V258H157ZM156 259V260H157ZM222 259H223V262H222ZM228 259V260H227ZM159 260V259H158ZM162 260H160V261H162ZM180 260H181V262H180ZM191 260V259H190ZM195 260V259H194ZM220 260H221V262H220ZM232 260H233V263H232ZM47 262H49L50 260L48 259V260H46ZM173 261V262H172ZM197 261V260H196ZM157 262V261H156ZM155 262V264H157ZM164 262V261H163ZM187 262V263H186ZM193 262V261H192ZM217 262H216V264H217ZM230 262V263H229ZM158 263H159V261H158ZM165 263V262H164ZM169 263V264H170ZM198 263V264H199ZM160 264V263H159ZM165 264H168L167 262L165 263ZM242 264H243V262H242Z\"/></svg>", "mask_w": 264, "mask_h": 264}]
</instances>
